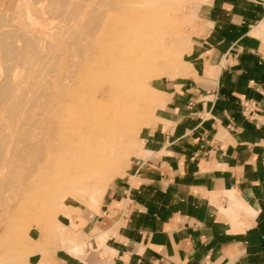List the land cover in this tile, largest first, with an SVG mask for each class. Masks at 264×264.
I'll return each instance as SVG.
<instances>
[{"label":"rangeland","instance_id":"rangeland-1","mask_svg":"<svg viewBox=\"0 0 264 264\" xmlns=\"http://www.w3.org/2000/svg\"><path fill=\"white\" fill-rule=\"evenodd\" d=\"M20 1L0 0V34L24 15L34 44L0 51V264L51 259L76 236L66 214L96 210L99 183L140 153L157 79L190 65L199 0Z\"/></svg>","mask_w":264,"mask_h":264},{"label":"crops","instance_id":"crops-1","mask_svg":"<svg viewBox=\"0 0 264 264\" xmlns=\"http://www.w3.org/2000/svg\"><path fill=\"white\" fill-rule=\"evenodd\" d=\"M194 22L140 153L29 264H264V0H199Z\"/></svg>","mask_w":264,"mask_h":264},{"label":"bare ground","instance_id":"bare-ground-1","mask_svg":"<svg viewBox=\"0 0 264 264\" xmlns=\"http://www.w3.org/2000/svg\"><path fill=\"white\" fill-rule=\"evenodd\" d=\"M12 1H15V3H16V0H10V2H12ZM24 1V0H23ZM52 1H54V0H52ZM60 1V0H59ZM63 1V0H62ZM62 1H60L61 3H62ZM68 1V0H67ZM19 2H21L20 0H19ZM18 2V3H19ZM13 3V2H12ZM24 3L25 2H23V4H19V5H23L24 6ZM56 3H57V1H56ZM59 3V2H58ZM64 3H65V0H64ZM67 3V2H66ZM71 3V2H70ZM55 4V3H54ZM73 4V3H72ZM13 5V4H12ZM8 7V6H7ZM13 7V6H12ZM17 7V6H16ZM61 7V6H60ZM21 8V6H18L17 7V9H20ZM23 8V7H22ZM56 11V10H55ZM21 12V14H22V11H20ZM58 12V11H57ZM3 13V12H2ZM22 16V15H21ZM20 15H16V23H15V21L13 20V22H14V24H17V22H18V24L17 25H15V29H16V31H17V29L19 28V27H21L22 25L24 26V22H25V20H23L24 18V15H23V17H21ZM12 17V16H11ZM6 18V17H5ZM7 18H8V16H7ZM8 20V19H7ZM12 20V19H11ZM10 21V20H9ZM23 21V22H22ZM3 22V21H2ZM21 23H23V24H21ZM3 24V23H2ZM9 24V23H8ZM22 26V27H23ZM16 27H18V28H16ZM21 27V28H22ZM20 28V29H21ZM20 29H18V30H20ZM8 31V30H7ZM7 31H5V32H2V34H0V51L1 50H3V54H2V51H1V54L4 56V58L6 59V60H9V59H11V56L13 55V53H14V47H12V45H14L15 44V42L13 41L14 39L13 38H15V39H17L16 37H23V40H22V38H20L23 42L26 40L27 42H25L24 44H26V46L24 47V51L26 52V51H32V47L34 46V44H32L31 43V41L33 42V40H31V39H29V38H31V37H29V38H24V34H25V32L23 33V35L22 34H19V32H16L15 31V33H18V34H15L14 32H7ZM22 31V30H21ZM0 32H1V30H0ZM25 37H27V35L25 36ZM11 39H13L12 41H10ZM25 39V40H24ZM29 39V40H28ZM31 40V41H30ZM11 42L13 43L12 45H11ZM28 42H30V44H32V45H29V43ZM28 43V44H27ZM23 44V45H24ZM16 48H18L17 46H16ZM23 48V47H22ZM34 50V49H33ZM16 51L18 52V50L16 49ZM21 51V50H20ZM33 52V51H32ZM20 55H21V53H20ZM18 57H20L19 55H18ZM17 56L15 57V55H14V59L16 60V58H18ZM18 61H20V59L18 60ZM15 62H17V61H15ZM10 66V65H9ZM5 83H4V80H3V82H1V84H0V87H2L3 85H4ZM10 96V98L12 99L13 98V95H11V94H7L6 96H5V98L4 99H6V98H8L9 96ZM12 96V97H11ZM9 99V98H8ZM7 99V100H8Z\"/></svg>","mask_w":264,"mask_h":264}]
</instances>
